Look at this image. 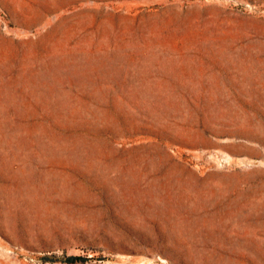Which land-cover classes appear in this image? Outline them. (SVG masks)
Wrapping results in <instances>:
<instances>
[{"label": "rangeland", "instance_id": "1", "mask_svg": "<svg viewBox=\"0 0 264 264\" xmlns=\"http://www.w3.org/2000/svg\"><path fill=\"white\" fill-rule=\"evenodd\" d=\"M0 264H264V0H0Z\"/></svg>", "mask_w": 264, "mask_h": 264}, {"label": "trees", "instance_id": "2", "mask_svg": "<svg viewBox=\"0 0 264 264\" xmlns=\"http://www.w3.org/2000/svg\"><path fill=\"white\" fill-rule=\"evenodd\" d=\"M78 259H80L78 256L71 255V256H67L65 258V261L68 262V263H71V262H74V261H76Z\"/></svg>", "mask_w": 264, "mask_h": 264}]
</instances>
